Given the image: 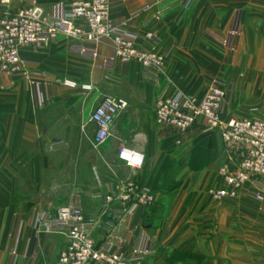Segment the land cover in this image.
I'll list each match as a JSON object with an SVG mask.
<instances>
[{
	"label": "crops",
	"instance_id": "obj_1",
	"mask_svg": "<svg viewBox=\"0 0 264 264\" xmlns=\"http://www.w3.org/2000/svg\"><path fill=\"white\" fill-rule=\"evenodd\" d=\"M20 1L10 0V8ZM34 1L48 13L55 4L81 0ZM111 1L109 18L125 22L126 33H161L160 46L142 42L145 49L173 46L164 77L154 88L136 62L104 69L113 52L109 39L96 61L70 53L72 43L31 44L19 50L25 76L0 69V264H56L64 239L33 233L32 211L54 214L78 198L85 217L93 218L101 208L96 197L132 176L156 199L130 220L151 237V264H264V190L248 184L237 198L209 195L224 187L220 169H237L247 149L224 145L217 131L206 134L204 119L184 134L154 119L162 94L202 99L222 81L232 87L223 121L264 120V0H194L187 9L186 0ZM225 39L230 46L222 45ZM64 80L93 90L64 87ZM106 95L129 107L95 149L90 118ZM56 143L65 146L52 150ZM122 148L143 153V169L133 174L119 159ZM105 227L99 225L97 240ZM134 245L121 249L129 254Z\"/></svg>",
	"mask_w": 264,
	"mask_h": 264
},
{
	"label": "built area",
	"instance_id": "obj_2",
	"mask_svg": "<svg viewBox=\"0 0 264 264\" xmlns=\"http://www.w3.org/2000/svg\"><path fill=\"white\" fill-rule=\"evenodd\" d=\"M192 1L186 0V9ZM10 4V0H3L0 5V69L3 72L14 76L26 75L21 70L25 63L19 58V50L27 45L48 47L57 42L72 43L70 53L96 61L102 41L109 39L113 43V52L102 61L104 69L110 71L118 64L136 62L142 68L144 81L154 88L164 77L173 46L164 51L145 49L142 42L160 46L161 33L144 36L126 33L125 22H112L109 18L111 0L58 3L48 13L34 0H21L15 9L10 8ZM23 4L25 6L21 7ZM80 23H85L87 30ZM237 33L236 28L231 37ZM221 43L225 47L230 46L229 39ZM62 84L70 89H81L83 93L93 90L91 85H79L70 80H64ZM231 92L230 84L215 81L202 99L182 92L172 96L162 94L154 107L158 126H170L184 134L199 119H204L206 134L217 131L224 145H241L247 149V156L237 169L232 170L226 165L220 169L224 187L209 191L215 201L237 198L248 184L264 190V120L242 118L223 121L221 113L230 100ZM128 107L124 99L111 95L103 97L90 118L96 128L92 139L95 149L112 137L116 119ZM64 146V143H56L51 145V149ZM119 159L133 174L143 169L146 161L143 153L131 148H122ZM256 197L262 198L263 195L259 192ZM96 198L101 201V208L93 218L85 217L78 198L54 214L32 211L30 227L33 233L37 236L57 235L64 239V250L56 264H151L155 256L151 237L144 230L133 227L130 220L137 208L155 204L154 193L132 176L117 182L109 193ZM102 223L106 225V232L102 240H97L95 234ZM133 240L135 245L131 252L124 253L122 245Z\"/></svg>",
	"mask_w": 264,
	"mask_h": 264
},
{
	"label": "trees",
	"instance_id": "obj_3",
	"mask_svg": "<svg viewBox=\"0 0 264 264\" xmlns=\"http://www.w3.org/2000/svg\"><path fill=\"white\" fill-rule=\"evenodd\" d=\"M207 134H209V133H207Z\"/></svg>",
	"mask_w": 264,
	"mask_h": 264
},
{
	"label": "rangeland",
	"instance_id": "obj_4",
	"mask_svg": "<svg viewBox=\"0 0 264 264\" xmlns=\"http://www.w3.org/2000/svg\"><path fill=\"white\" fill-rule=\"evenodd\" d=\"M155 249V248H154Z\"/></svg>",
	"mask_w": 264,
	"mask_h": 264
}]
</instances>
